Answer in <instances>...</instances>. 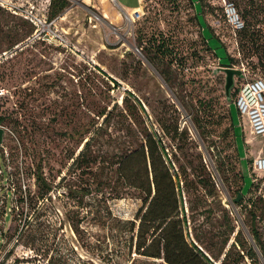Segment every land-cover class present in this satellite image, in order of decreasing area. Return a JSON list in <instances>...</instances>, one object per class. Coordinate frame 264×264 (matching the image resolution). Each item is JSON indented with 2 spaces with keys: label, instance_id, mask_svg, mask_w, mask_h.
I'll list each match as a JSON object with an SVG mask.
<instances>
[{
  "label": "rangeland",
  "instance_id": "obj_1",
  "mask_svg": "<svg viewBox=\"0 0 264 264\" xmlns=\"http://www.w3.org/2000/svg\"><path fill=\"white\" fill-rule=\"evenodd\" d=\"M68 1L49 18V0H0V264H167L135 249L141 199L128 169L140 158L118 162L145 129L170 143L174 128L193 168L184 239L220 264L238 229L250 241L248 209L264 207L253 167L264 135L233 104L244 80L264 77V0H231L245 33L214 0H140L135 21L117 5L136 0ZM31 7L60 39L32 37ZM223 68L238 71L228 96Z\"/></svg>",
  "mask_w": 264,
  "mask_h": 264
},
{
  "label": "trees",
  "instance_id": "obj_2",
  "mask_svg": "<svg viewBox=\"0 0 264 264\" xmlns=\"http://www.w3.org/2000/svg\"><path fill=\"white\" fill-rule=\"evenodd\" d=\"M49 1V18L56 16L69 5L68 0ZM207 1L213 3L212 0ZM220 12L227 24L222 9ZM25 18L31 24L33 23L29 18ZM244 29L245 26L236 32H246ZM157 47L159 53L165 54L163 51L167 47L164 46L163 42L159 43ZM254 78L264 79L261 76H255L251 79ZM129 97L133 99V105L138 106L144 112L143 106L129 91L125 92L122 100ZM110 114L111 110L103 111L100 116H104L105 120ZM162 130L168 134L171 131L166 127H163ZM171 135L173 142L165 143L156 138L154 131L148 132L145 129L139 148L125 154L118 162L119 165H128L134 152H137L140 158L138 170L133 173L128 169L131 176L128 185L138 190L141 199V206L136 213L138 224L136 226L135 249L139 254L147 257L163 258L167 264H213L202 250L194 244H188L183 236V226L188 217L187 210L192 209V206L188 204L187 197L189 186L192 184L190 173H192L193 168L190 166L191 160L186 158V155L179 157L175 153V151H184L188 145L185 131L178 132V129L174 128ZM84 145H87V142ZM169 150L171 158L168 156ZM82 157L83 149L77 154L74 161L80 160ZM115 170L118 171V167ZM35 182L38 183V186L45 185L46 188L39 192L38 196L46 195L50 186L45 182L41 172L35 174ZM201 183L207 184L204 181ZM182 191L186 196V205L183 204ZM32 198V196L29 197L30 202L33 201ZM23 199L21 197L16 198V205L18 202L21 203ZM253 206L248 209L250 241L238 229L234 234L233 241L223 253L220 264H264V232L257 225V219L264 220V207H260L258 204H255V208ZM147 225L151 227V230L147 228ZM134 227L135 224H132L131 231ZM230 232H234V229Z\"/></svg>",
  "mask_w": 264,
  "mask_h": 264
},
{
  "label": "built area",
  "instance_id": "obj_3",
  "mask_svg": "<svg viewBox=\"0 0 264 264\" xmlns=\"http://www.w3.org/2000/svg\"><path fill=\"white\" fill-rule=\"evenodd\" d=\"M221 6L225 20L232 31L236 32L243 28L241 19L235 4L231 0H215ZM33 7L24 10L25 17L29 18L36 26L32 35L39 38L40 35L50 39H60V35L51 28V23L33 13ZM142 13V8L134 9L129 13V18L137 20ZM235 107L241 116L248 120L249 127L256 135H264V79L254 78L245 80L239 87L234 99ZM254 170L264 171V152L260 153L253 162Z\"/></svg>",
  "mask_w": 264,
  "mask_h": 264
},
{
  "label": "water",
  "instance_id": "obj_4",
  "mask_svg": "<svg viewBox=\"0 0 264 264\" xmlns=\"http://www.w3.org/2000/svg\"><path fill=\"white\" fill-rule=\"evenodd\" d=\"M225 72V94L226 96L229 95V88L233 84V74L238 73L237 70L231 68H223ZM2 129L0 128V137H1ZM241 195L238 193L234 198L233 201L237 202L240 199Z\"/></svg>",
  "mask_w": 264,
  "mask_h": 264
},
{
  "label": "crops",
  "instance_id": "obj_5",
  "mask_svg": "<svg viewBox=\"0 0 264 264\" xmlns=\"http://www.w3.org/2000/svg\"><path fill=\"white\" fill-rule=\"evenodd\" d=\"M136 2H137V4L136 5H126V6H124V5H122V4H120V3H118V7H119V9L122 11V12H125V11H129V12H131L132 10H134V9H136V8H141V6H140V0H136ZM112 13H113V11L110 13L111 15H112Z\"/></svg>",
  "mask_w": 264,
  "mask_h": 264
}]
</instances>
